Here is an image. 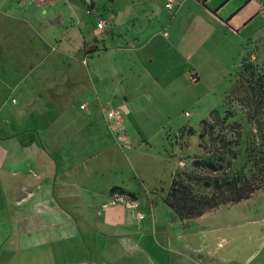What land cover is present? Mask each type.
<instances>
[{
  "label": "crops",
  "instance_id": "crops-1",
  "mask_svg": "<svg viewBox=\"0 0 264 264\" xmlns=\"http://www.w3.org/2000/svg\"><path fill=\"white\" fill-rule=\"evenodd\" d=\"M186 1L198 9L186 10L183 35L177 19L184 4L177 7L178 0L172 8L165 5L173 17L159 28L151 17L162 15L163 8L140 11L134 0L108 2L105 10L93 6V0H0V93L10 85L24 98L11 116L3 115L6 108L0 102V264L235 262L236 254L226 248L204 249L196 235L170 230L163 211H176L165 193L161 198L147 187L149 181L142 178L144 186H137L134 177L117 172L120 162L133 165L135 172L136 158H151L142 148L143 124L130 116L138 114V95L161 82V74L149 68L158 62L160 47L177 38L168 49L169 69L177 67L176 54L193 66L202 25L204 30L218 25L238 33L264 24V0H220L216 6L215 0ZM101 21L107 22L103 28ZM41 48L51 54L50 69L44 72L39 68ZM76 60L89 69L84 90L93 95L87 108L74 114L71 102L42 103L37 97L41 77L59 76V62L63 77L70 80L76 76L71 69ZM112 101L127 114L121 122L105 116ZM57 108L63 114L56 115ZM41 110L45 116L39 119ZM133 125L138 132L130 129ZM161 158L167 170L173 168L167 155ZM145 168L153 174L152 164ZM213 213L188 219L176 214L187 222ZM261 250L250 258L263 254Z\"/></svg>",
  "mask_w": 264,
  "mask_h": 264
},
{
  "label": "rangeland",
  "instance_id": "rangeland-1",
  "mask_svg": "<svg viewBox=\"0 0 264 264\" xmlns=\"http://www.w3.org/2000/svg\"><path fill=\"white\" fill-rule=\"evenodd\" d=\"M93 1V6L97 9L102 6L105 10V5L114 0ZM134 1L140 11L158 6L163 8L162 15L151 17L152 25L158 24V28L167 25L173 17L165 8V0ZM219 1L215 0L212 4L216 6ZM178 3L177 7L184 4L177 19L183 34L188 24L186 10L198 6L186 0H178ZM207 29L204 30L202 25L200 36L197 33L198 55L194 57L196 63L193 66L176 54L174 60L177 59V67L169 69L170 45L177 38L167 43L169 48L160 47L155 53L158 62L149 68L161 74V82L138 95V114L130 116L143 124L140 137L146 141L142 148L151 158H136L135 172L133 165L120 162L117 172L120 177H134L137 186H144V180L149 181L147 187H151L159 197L165 193L166 199L168 197L175 202L179 198L169 196V186L174 178L190 185L192 194L187 199L200 206L250 195L240 203L227 202L233 204L230 206L220 204L207 211H214L213 214L199 220L184 222L175 212L168 214L163 211L166 215L163 223L172 231L196 235L204 249L219 246L235 253L233 264H264V239L261 237L264 233L261 230L264 225V24H253L238 33L229 28L221 30L218 25H207ZM50 56L46 49L41 48V71L50 69L47 60ZM74 62L71 69L73 76L78 77L64 78L65 68L58 62L55 68L59 76L41 77L43 85L37 97H42V103L51 100L71 102L76 105L72 107V112L77 114L81 105L88 104L93 94L91 90H84L89 69L80 60ZM193 76H199V80L194 81ZM9 86L4 85L0 93V102L6 108L5 116H11L14 109L24 104L21 90L15 91ZM65 86L69 89L66 92ZM50 87L55 88L51 90ZM13 98L14 102L19 99L20 104H15ZM111 103L105 111L107 119L111 109H122L118 101ZM53 111L56 115L64 112L59 108ZM37 112V118L45 116L44 110ZM123 112L125 114L124 109ZM99 117H104L101 108ZM130 129L138 132L139 127L133 125ZM124 149L131 152L128 148ZM162 154L171 159L173 168L167 170ZM148 164H152L150 169L153 174L147 173L145 166ZM156 178L162 182L160 185L155 183ZM160 186L166 188L161 191L154 189ZM224 236L229 239L220 244ZM259 248H262L263 254L259 253L251 259ZM204 264L209 263L205 261Z\"/></svg>",
  "mask_w": 264,
  "mask_h": 264
},
{
  "label": "trees",
  "instance_id": "trees-1",
  "mask_svg": "<svg viewBox=\"0 0 264 264\" xmlns=\"http://www.w3.org/2000/svg\"><path fill=\"white\" fill-rule=\"evenodd\" d=\"M191 191L192 190L189 184H187L184 181L180 182L178 178H174L172 181V186L169 192V196L179 198V200L175 202L172 201L171 198L167 197L166 199L169 205L183 219L198 217L206 213L208 210L218 207L220 204H225L227 202L237 203L250 197V195H239L234 199H224L223 201L217 202L215 204L207 203L200 206L195 202L193 203L191 202V200L187 199L188 197L191 196L192 194ZM195 196L196 195H194V197ZM197 207H199V209H197Z\"/></svg>",
  "mask_w": 264,
  "mask_h": 264
},
{
  "label": "built area",
  "instance_id": "built-area-1",
  "mask_svg": "<svg viewBox=\"0 0 264 264\" xmlns=\"http://www.w3.org/2000/svg\"><path fill=\"white\" fill-rule=\"evenodd\" d=\"M41 1H48V0H41ZM174 4H175V0H167L166 5H167L168 8H172V7L174 6ZM89 12H90V11H89ZM106 24H107L106 21H101V22L99 23V27H100V28H103V27L106 26ZM193 80H194V81H197L198 78L195 76V77H193ZM81 107H82L83 109H86V108H87V104L84 103V104L81 105ZM107 117H108L109 120L112 119V120H117V121L121 122V121L124 120V118H125V114H124V112H123V109H120V108H113V109H111V110L108 112ZM143 216H144V215L141 214V217H143Z\"/></svg>",
  "mask_w": 264,
  "mask_h": 264
}]
</instances>
